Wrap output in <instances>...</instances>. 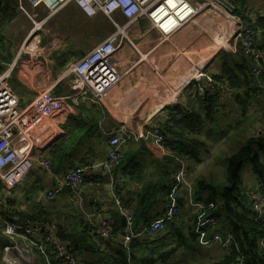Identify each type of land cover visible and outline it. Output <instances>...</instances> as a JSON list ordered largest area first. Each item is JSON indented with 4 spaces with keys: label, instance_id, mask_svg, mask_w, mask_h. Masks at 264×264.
Instances as JSON below:
<instances>
[{
    "label": "crops",
    "instance_id": "obj_1",
    "mask_svg": "<svg viewBox=\"0 0 264 264\" xmlns=\"http://www.w3.org/2000/svg\"><path fill=\"white\" fill-rule=\"evenodd\" d=\"M13 1L15 2V0ZM3 7L0 9V23L2 24L0 30L9 29L10 26L14 25L15 19L21 15H19L16 8L14 12L11 10L3 12ZM73 9L79 12L75 4H67L47 23V31L43 34L46 35V40L43 41L45 42L43 45L50 52L51 48L46 46L50 40L55 41L57 46L49 59L43 58L38 59L37 62H33L30 57L26 56L20 63L17 61L18 67L12 74L11 79L14 77L20 83V94L15 93L18 96L20 104L21 102L28 104L44 87L54 85L63 76L66 66L70 62L79 59L69 56L68 52H64V50L56 51L62 46L61 43L64 40V36L63 34L55 33L51 27L58 25V27H61L106 24L102 21L106 19L102 15L93 18H87L83 15L85 18H82ZM63 11H66L67 18H62L59 22L58 20L61 18V12L63 13ZM262 12L264 13V11ZM34 13L42 16L44 15V10L40 9L38 13ZM22 16L27 24L26 28H29L24 32L27 37L31 25L28 26V19L25 15ZM62 21H65L63 25ZM209 30L211 31V29ZM130 31V39L134 47L130 43H123L119 54L116 56L119 69L128 71L127 75L120 82V86L111 92V96L107 103H105L106 107L102 106L98 108L82 104L79 108L81 111L80 118L94 127L97 138L96 149L89 150V147L84 145V151L78 154V161H82L85 165L102 161L107 153L106 144L109 134L121 127V125H126L122 118H116L111 113V111L114 113V109L108 106L111 97L112 100L120 101L122 99V105H125L126 100H129L128 105L138 108L146 106L154 107L155 104H157L155 107H158L164 101L158 109V113L156 114L153 111L148 112L147 117L150 120L143 121L145 124L138 126V128H150L154 125H160L162 129L164 125H169L173 129V135H177V138H175L167 134L169 142L173 143L175 141L178 144L173 143L175 146L172 147L178 151L179 145H181L180 151H186L197 156L196 161L193 159L189 160L191 163L187 161L190 179L193 182L198 179H205L215 183H223L226 181L225 158L243 147L247 139L257 135H264V109L262 108L264 97L253 99L250 103L251 105H249L247 114L242 116L239 105L235 100L236 94L225 85L220 84L221 88L218 90L215 107L212 111H209L208 106L201 100L205 96L198 92L199 87L197 85L204 86L201 77H198L196 82L187 86L190 81L181 92H177L179 88L177 86L189 75H196L197 72H199V76L206 73L208 77L214 80V77H218L221 73L222 55L229 53L217 54V52L211 53L210 50L206 53V50L199 48L198 41H194L191 45L188 38L185 44L180 46V49L176 46L177 50L171 53L173 47H170L169 44L175 38H180L179 41L183 42V36L187 34L191 37L197 36H193L191 34L192 31L187 30V28L181 29L173 38L163 43L158 42V31L151 30L145 19L137 22ZM200 31L201 29L197 32L198 35ZM208 34L206 33V36ZM61 36L62 39H60ZM26 37L24 36V38ZM261 42L264 43V39ZM206 44L210 45V42L207 41ZM230 47V54L234 52L237 56L241 55L242 52L236 40L232 41ZM259 47L264 48L261 43ZM9 53V57H13V53L11 51ZM5 62L7 63L6 60ZM201 64H204L203 68L199 66ZM160 76L165 77L166 82ZM169 76V81H167ZM64 86L65 84L54 89L57 97L66 95ZM153 98L159 99L153 101ZM110 104L112 105L111 102ZM179 110L186 112L188 118H194L191 120L192 124L187 128L183 127V125L179 126V121L181 122L183 117V114ZM177 113H181V118L178 121L173 118V115ZM53 120L56 121L57 119ZM56 123L59 125L57 135L41 149L42 152H39V149L36 150L34 154L35 161L32 165L33 168L29 178H27L28 181L15 190V194L21 199L20 205H13L9 211L18 212L26 210L23 213H27V215L34 214L38 218H44L47 222L57 223L65 236L71 235L74 238L80 236L84 241H87L93 251L86 250L83 253V264H109V258L115 257L114 253L110 250L112 245L104 244V246L99 241H94L89 236V231L99 226V220L105 214L113 217L121 215L124 211H131L134 214V211L140 207L137 198L141 194L142 185L131 181L129 172L133 168L139 167V170L142 172L140 176H144L146 182H149L151 186L156 185L160 187L161 184L167 188L169 187L167 192L176 195L177 198H186L184 193H178L176 185L169 182L170 174L176 169V164L169 159L168 162H172L171 165L165 163L166 158L161 154L159 149L148 142H145L146 148L139 143H132L125 150L122 161L121 170L124 172L121 173L126 174L128 179L125 181L127 189L120 192V197L113 198L114 187L109 183L107 172L90 171L86 176V183L81 189L66 188L59 197L46 201L42 195L47 190L56 187V181L63 176L62 172L64 170L71 167V164H76L75 161L70 159L73 156H69L70 150L68 146H72L77 138L70 133V129L62 135V127L66 123V118L64 120L58 118ZM90 143L94 144L95 140H91ZM170 149L173 150V148ZM75 150L77 149H74L73 153ZM60 156L66 159V161L60 163ZM46 158L50 160L53 167L52 174H48L41 166H38V161L46 160ZM37 169L39 170L37 171ZM242 180H244L245 185L248 183L255 184L251 171L250 176L245 179L242 178ZM80 194H84V201L80 198ZM77 195L80 198V204L73 206L71 202L75 200ZM15 199L14 195L9 200L14 201ZM163 200H166V198ZM185 202L187 209H199L190 205L189 201L185 200ZM12 204L11 202L8 205ZM5 206L1 205L0 201V208L6 209ZM198 206L200 207V205ZM145 207L147 206L143 203L142 208L144 209ZM162 208L161 202L158 206V213L161 214ZM14 221L17 224L29 223L25 220L18 221L17 218H14ZM1 240L0 252L3 245L6 244L3 237ZM112 243L114 245L118 244L116 240L109 242V244ZM213 252H215V255L204 256L200 263L193 260V257L190 255L184 254L183 256L187 257L184 261L174 257L173 264H185L186 261L188 263L195 261L197 264H209L218 261L224 253L220 248L214 249Z\"/></svg>",
    "mask_w": 264,
    "mask_h": 264
},
{
    "label": "built area",
    "instance_id": "obj_2",
    "mask_svg": "<svg viewBox=\"0 0 264 264\" xmlns=\"http://www.w3.org/2000/svg\"><path fill=\"white\" fill-rule=\"evenodd\" d=\"M16 3L18 13L26 16L31 29L16 59L0 75V201L9 200V197L15 195L16 188L27 181L36 150L43 149L58 133L59 125L56 122L58 118L64 120L65 117L63 105L71 108H80L82 104L106 107L105 103L111 92L128 73L119 69L116 56L123 43L133 46L130 30L141 19L148 22L151 30L158 31L160 43L173 38L181 29L192 26L198 18H204L212 26L222 29L218 32L222 41L218 51L230 53V45L236 40L243 55L253 63L250 73L257 88L255 94L259 97L264 95V51L259 47L264 39V29L257 24V17L264 16L263 12L259 14L251 9H235L229 0H16ZM69 3L75 4L87 18L103 15L114 32L79 59L70 62L63 76L54 85L44 87L31 102L21 106L10 84L17 60L23 54L33 62L50 58L57 47L56 43L50 40L46 45L51 48L50 52L43 45L41 34L47 31L44 27L48 21ZM40 9L44 10L42 17L34 13ZM69 76H72L71 85L77 90L73 94L57 97L54 89ZM198 77L204 82V86L197 85L198 92L207 98H215L220 86L206 73L199 76L197 72L187 86L196 82ZM68 90L70 92V86ZM173 118L178 121L181 115L177 113ZM140 139L158 148L163 156L176 164V169L170 174V181L175 183L178 193L185 194L190 205L199 208L191 200L193 181L186 164L182 159L171 155L170 149L165 147L167 137L160 125L140 127L137 130L121 125L109 134L107 153L102 161L83 167H69L56 181V187L47 190L42 195L43 198L51 201L59 197L66 188L81 189L90 171L107 172L109 183L113 187L122 182L119 178L126 180L123 173L118 178L114 172L122 162L127 147L132 143H139ZM38 166L48 174L53 173V167L47 158L38 161ZM256 187V183L247 184V199L255 220H262L264 198L256 192ZM113 198L116 199L115 192ZM175 198L176 195L171 194L165 200L161 219L143 225H135L130 211H124L121 213L124 225L121 230H117L115 219L105 214L100 218L99 226L93 229L94 234L104 240V243L116 240L123 247H128L133 241L158 237L165 230L166 221H172L180 214ZM71 203L73 206L80 204L79 196ZM28 222L17 224L2 221V237L6 241L0 252L2 264H55V261L58 264H83L82 255L73 253L71 246V249H67L68 243L58 239L57 223ZM217 226L218 220L213 217L200 219L197 236L202 249L226 247L232 242V237L224 238L216 232ZM258 247L264 257V235Z\"/></svg>",
    "mask_w": 264,
    "mask_h": 264
},
{
    "label": "trees",
    "instance_id": "obj_3",
    "mask_svg": "<svg viewBox=\"0 0 264 264\" xmlns=\"http://www.w3.org/2000/svg\"><path fill=\"white\" fill-rule=\"evenodd\" d=\"M235 9L243 10L247 7V0H229ZM3 7V12L11 10L14 12L15 8L17 10V3L13 0H0V9ZM257 24L264 29V16L260 15L257 17ZM2 24L0 23V28ZM1 31V30H0ZM263 46L264 43L260 42ZM264 48H262L263 51ZM69 49L68 55L77 58L81 57V52L72 51ZM8 63H11L12 58L8 59ZM252 61L246 58L243 53L241 55L232 54L222 55V65L221 73L218 77H214V82L219 86L225 85L230 91L235 93L236 103L239 105L242 116L246 115L249 109L250 103L253 99H257L263 96H257L256 85L254 79L251 76ZM2 68L0 67V70ZM16 67L13 69V73ZM193 76L189 75L182 83L177 86L179 87L177 92H181L185 86L192 80ZM264 79V75H263ZM17 86L20 88V83L17 81ZM56 88H59L57 86ZM221 88V86H220ZM244 91L243 93H241ZM60 95V93H58ZM63 95V94H61ZM198 97V96H197ZM200 98V97H199ZM217 96L215 98L202 97L201 100L208 106V110L212 111L217 102ZM164 103L162 101L161 105ZM263 109H264V102ZM157 104H155L156 106ZM154 106L152 110L154 113H158V109L161 107ZM110 108H114L110 103L108 105ZM65 109L64 115L66 118V123L62 127V135L70 129V133L75 135L77 140L72 146H68L70 150L69 156L75 161L76 164H71V166H84L85 163L78 161V154L84 151V145L89 147V150L96 149V131L89 123H86L84 119L80 118V109L71 108L70 106L63 105ZM181 110H179L180 112ZM183 114L181 122L179 121V126L187 128L191 125V120L193 117H189L186 112L181 111ZM179 113V114H181ZM174 121V120H173ZM176 122V121H175ZM162 132L167 137L171 135L177 138V135H173V129L169 125H164ZM171 139H174L170 137ZM181 138V137H179ZM91 140H95L94 144H91ZM245 145L237 149L233 154L225 158L226 169H225V180L223 183H215L213 181H205L203 179H198L193 183V204L200 205L196 212L187 217L188 222L180 217L181 211L186 208V198H175L176 204L180 209V214L171 219L172 221H166L165 230L162 234H159L155 238H146L143 241H133L128 245V247H123L119 244L114 245L109 243H104L100 237L94 234V230L89 231V236L94 241H99L102 245H112L110 247L111 252L114 253V258H109V264H173L175 255L179 249L183 248L184 251L195 252L201 249L200 241L197 236V228L200 219H205L207 217H213L218 220V226L216 232L221 234L224 238L230 236L232 237V242L226 247H220L224 252L222 257L218 261L209 264H264V257L259 251V241L264 235V218L262 220H255L254 214L249 205V200L247 199V185H245L244 180L241 178L242 168L245 163L250 164V171L253 178V182L256 183V192L262 195L264 198V135H257L251 137L245 141ZM174 144L175 141H173ZM172 142H169V137L165 142V147L170 149V154L182 159L185 162L191 163L189 160L193 159L196 161V154H190L186 151H180L181 145L177 151ZM178 145V144H177ZM75 152L73 153V150ZM66 159L59 157V162L62 163ZM123 161V159H122ZM52 162V161H51ZM122 162L119 167L115 170L114 175L120 177L122 175L121 170ZM188 170V166H187ZM66 170L62 172V175ZM189 171V170H188ZM142 172L139 167L133 168L129 172V176L132 182H136L142 185L141 194L137 198L138 209L134 211V214L130 211L133 217L135 225H143L145 223H151L156 220L161 219V214L158 213V206L162 202L164 204V198H168L171 193L167 192L169 187H165L160 184L159 186L153 185L146 182L144 176H140ZM127 177L126 174H123ZM121 183L114 186V192L116 198L120 197V192L127 189L125 181L121 178ZM86 180V178H85ZM109 180V178H108ZM171 184L174 182L170 181ZM86 182L84 181V184ZM11 197H9L10 199ZM184 199V200H182ZM2 200L1 202H3ZM6 201V200H5ZM14 203L13 200H9V203ZM146 204L147 207L142 208V204ZM24 211L12 212L3 210L2 214L6 221L16 222L14 218L18 221H36V223L45 224L47 221L40 217L38 218L34 214L23 213ZM113 217V216H112ZM117 222V230H121L124 225V217L121 215L113 217ZM58 239L61 242L68 243V247L73 250V253L81 254L87 250L93 251L87 241H84L80 236L73 237L71 235L65 236L60 228H57ZM92 240V241H93ZM68 241V242H67ZM71 245V247H70ZM105 246V245H104ZM185 252H181L180 255H184ZM83 257V256H82ZM55 264H58L55 261Z\"/></svg>",
    "mask_w": 264,
    "mask_h": 264
},
{
    "label": "rangeland",
    "instance_id": "obj_4",
    "mask_svg": "<svg viewBox=\"0 0 264 264\" xmlns=\"http://www.w3.org/2000/svg\"><path fill=\"white\" fill-rule=\"evenodd\" d=\"M245 9H249V10L251 9L252 11L260 14V13H262V11H264V0H247V7H245ZM74 11L76 14L80 15L82 18H85L82 13H79L76 10H74ZM19 15H20V13H19ZM22 17L23 16L20 15L19 18L15 19V21L13 22L14 25L10 26L9 29H4V30L0 31V67L2 68L0 70V75L6 71V69L8 67L7 65L12 64L13 61L16 59L20 48L24 44V40L27 38L26 34L24 32H26L29 28H26L27 24ZM39 17H42V16H39ZM62 18H67L66 11H63V13L61 12V18L58 21L60 22L62 20ZM102 21H104L106 24H99V25L90 24V25L61 26V27H58L59 25L58 26L53 25L54 27H51L53 29V31L55 33H58L61 35L63 34V36H64V40L61 43L62 46H60L56 51L64 50V52H69V49L72 48L73 49L72 51L81 52V54L82 53L85 54V53L89 52L96 45L100 44V42L103 41L108 35H110L114 32L112 27L110 26V23L106 19H103ZM61 23L63 25L65 23V21H62ZM30 25L31 24L28 22V26H30ZM192 27L194 28L193 25L188 26L187 30L192 31V29H191ZM44 28L47 29V27H44ZM200 28H201V31L199 32V36L191 37L189 34H187V35L183 36L184 37L183 42L179 41L180 38H175V40L169 44L170 47H173V50H171V53H173L174 50L175 51L177 50L176 46L178 47V49H180V46L185 44L187 38H188V41L191 42V45L194 41H198L199 48H203L204 50H206V53H208L209 50L211 51V53L216 52L215 49H217V47L215 48L213 44L216 40V37H217L219 31L215 30L214 27H212L208 21H204L203 26H200ZM209 29H211V31ZM206 33L207 34L209 33V34L206 36ZM24 36L26 38H24ZM45 40H46L45 36L42 35V41H45ZM205 41L210 42V45H207ZM43 43H45V42H43ZM176 43H177V45H176ZM24 49H26V47H24ZM260 49L262 50V48H260ZM10 51H11V53H13V57H9ZM263 51H264V49H263ZM221 53H227V52L224 50L217 51V54H221ZM26 56L27 55L23 54L21 56V58L18 59L17 61H19V63H20V61L22 59H24V57H26ZM10 58H12V59L14 58V59L11 63H8L9 62L8 59H10ZM5 60L7 61V63L5 62ZM17 67H18V65H16V68ZM149 67H154V66H149ZM165 74H166V71H165ZM60 75H61V73H60ZM194 75L195 74H193V77H194ZM160 78H163L166 82L165 77L160 76ZM169 78H170V76L168 77L167 81H169ZM71 80H72V76H69L68 78L64 79L63 83L61 84V86L65 84L64 90H65L66 94H73L77 90L75 86L73 87L70 84ZM10 84H11L13 91H15V93H17L19 95L20 89H19V86H17L16 78L13 77L12 79H10ZM69 86H70V92L67 90V88ZM119 86L120 85L116 86L115 89L118 88ZM157 99H159V98H157ZM157 99L153 98L152 100L157 101ZM110 102L112 103V106L114 107L113 108L114 113L111 111L113 116H115L116 118H120V119L122 118L124 120L125 124L134 130H136L138 128V126H142L143 124H145V122H143V121H145V120L149 121L150 120L147 117V113L151 112L154 109L153 106H146V107H139V108L135 107L133 105L130 106V105H128L129 100H126V104L122 105V99L120 101L119 100H112V97H111L109 103ZM20 105L25 106V104L23 102H21ZM131 113H133V114H131ZM246 114H247V112H246ZM138 129H140V127ZM39 152H42V150H40ZM165 160H166L165 163H167L168 165H171L172 162L169 163L168 158H166ZM185 164L187 165V162H185ZM38 170L39 169H37V171ZM188 173H189V171H188ZM249 176H250V164L245 163L243 168H242L241 178L245 179ZM203 180H205V179H203ZM15 198L16 199L14 200V203L12 205L7 204L8 200L1 202V205H6L5 206L6 209L3 207H2V209L0 208V247L2 244L1 243V241H2L1 240L2 239L1 231H2V227H3L2 221L3 220L6 221L2 212H3V210H6L9 212V209H11L13 207V205L19 204V202L21 200L20 197H17V194H15ZM182 212H184V213L181 214L180 217L182 219H184L186 222H188L187 217H189L192 214V212H196V210H189L187 208H184V210L181 211V213ZM219 248H212V249H207V250H204V249L202 250V248H201L200 250H197L195 252L184 251V249L181 248L177 252H179V253L185 252L186 255H190L191 257H193V260L200 263L204 256L215 255V252H213V250L219 249ZM175 258H178V259L184 261L187 257L180 255V254H177V255H175ZM195 261H193V262L191 261V263H188L186 261L185 264H197ZM0 264H2V263L0 262Z\"/></svg>",
    "mask_w": 264,
    "mask_h": 264
},
{
    "label": "bare ground",
    "instance_id": "obj_5",
    "mask_svg": "<svg viewBox=\"0 0 264 264\" xmlns=\"http://www.w3.org/2000/svg\"><path fill=\"white\" fill-rule=\"evenodd\" d=\"M204 18H198V19H196L194 22H193V26H194V28L192 29V35L194 36V35H197V36H199L198 34H197V32L201 29L200 28V26H203V22H204V20H203ZM209 22V21H208ZM209 24H210V22H209ZM212 26V25H211ZM212 27H214V29L215 30H217V31H221V29H218V27H216V26H212ZM195 30H197V31H195ZM220 36H221V34L219 33V35H217V37H216V40H215V42H214V47L216 48L217 47V49H215V51L217 52L218 51V47L220 46V45H222V41H221V39H220ZM179 42V41H178ZM177 42V43H178ZM213 47V48H214ZM203 65L204 64H201V65H199L201 68H203Z\"/></svg>",
    "mask_w": 264,
    "mask_h": 264
},
{
    "label": "water",
    "instance_id": "obj_6",
    "mask_svg": "<svg viewBox=\"0 0 264 264\" xmlns=\"http://www.w3.org/2000/svg\"><path fill=\"white\" fill-rule=\"evenodd\" d=\"M139 144L142 145L144 148H146L145 147L146 144H145V141L144 140L140 139ZM83 195L84 194H80V198L82 199V201L85 200V197Z\"/></svg>",
    "mask_w": 264,
    "mask_h": 264
}]
</instances>
